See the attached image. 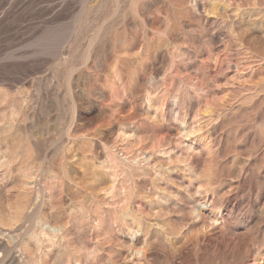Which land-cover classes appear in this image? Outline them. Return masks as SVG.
I'll return each instance as SVG.
<instances>
[{
    "label": "rangeland",
    "instance_id": "rangeland-1",
    "mask_svg": "<svg viewBox=\"0 0 264 264\" xmlns=\"http://www.w3.org/2000/svg\"><path fill=\"white\" fill-rule=\"evenodd\" d=\"M0 264H264V0H0Z\"/></svg>",
    "mask_w": 264,
    "mask_h": 264
}]
</instances>
